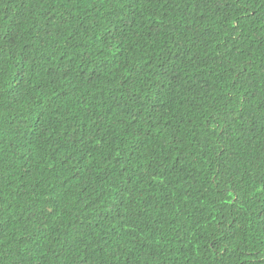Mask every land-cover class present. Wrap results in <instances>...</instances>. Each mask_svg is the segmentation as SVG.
Masks as SVG:
<instances>
[{
  "label": "trees",
  "instance_id": "obj_1",
  "mask_svg": "<svg viewBox=\"0 0 264 264\" xmlns=\"http://www.w3.org/2000/svg\"><path fill=\"white\" fill-rule=\"evenodd\" d=\"M0 264H264V0H0Z\"/></svg>",
  "mask_w": 264,
  "mask_h": 264
}]
</instances>
